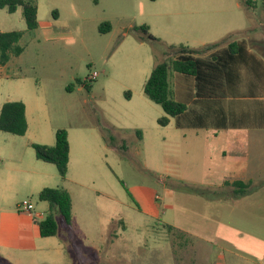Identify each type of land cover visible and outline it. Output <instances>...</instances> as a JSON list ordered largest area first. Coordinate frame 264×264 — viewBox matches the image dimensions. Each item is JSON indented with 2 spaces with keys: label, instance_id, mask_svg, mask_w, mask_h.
Segmentation results:
<instances>
[{
  "label": "rangeland",
  "instance_id": "rangeland-1",
  "mask_svg": "<svg viewBox=\"0 0 264 264\" xmlns=\"http://www.w3.org/2000/svg\"><path fill=\"white\" fill-rule=\"evenodd\" d=\"M25 1L37 7L32 32L21 7L12 14L0 10V33L22 34L17 44L22 53L0 66V109L10 101L27 106L23 136L0 131V225L17 222L37 241L61 243L63 252L57 257L55 250L40 253L23 246L16 258L20 264H173L171 243L188 239L176 240L161 227L156 197L162 194L159 174L172 168L168 159L176 154L177 136L173 124L162 127L148 117L146 127H134L130 117L143 102L158 119L164 116L143 87L155 64L168 59V46L197 49L241 32L231 40L264 57V0H252L256 6L248 11L239 0ZM106 23L110 30L101 33ZM142 25L158 42L137 40L134 28ZM169 79L173 86V74ZM58 129L67 132L71 173L86 176L92 170L107 195L68 184L72 223L67 226L54 214L57 234L42 239L35 222L46 218L49 205L37 195L66 185L54 166L36 159L28 139L54 141ZM26 201L33 205L31 215L24 213L28 216L18 208ZM2 233L0 228V238ZM223 242L243 255L253 242L256 259L264 250L258 240ZM4 260L0 255V264H9Z\"/></svg>",
  "mask_w": 264,
  "mask_h": 264
},
{
  "label": "crops",
  "instance_id": "crops-1",
  "mask_svg": "<svg viewBox=\"0 0 264 264\" xmlns=\"http://www.w3.org/2000/svg\"><path fill=\"white\" fill-rule=\"evenodd\" d=\"M240 34L231 35L238 37ZM234 41L242 42L230 40ZM226 52L224 45L209 51L203 58H209L210 53L225 58ZM225 66L226 69L220 71V78L202 88L204 93L213 92L215 97H196L194 78L173 73L174 98L187 105V112L181 127L175 125L174 119L167 125L174 126L176 154L168 159L172 168L159 174L162 194L156 197L161 206V223L173 227L188 239L186 243H171L173 264H195L199 259L202 264L264 262V250L257 259L253 257L256 250L253 242L248 245L250 256L227 247L224 242V245L219 244L230 239L258 240L264 244V57L247 49L244 61L237 59ZM21 102L25 105L27 122L26 102ZM142 104L139 113L130 117L134 127H146L148 117L157 123L156 110L145 102ZM41 139L33 136L28 143L46 146L55 143V139ZM114 150L118 148L114 147ZM69 165L70 160L63 189L69 194L72 207L73 197L68 184L107 195L105 189L100 190L92 170L86 176L73 174ZM8 179L11 181L10 175ZM236 181L250 188L243 196L233 198L231 184ZM188 188L204 194L188 191ZM7 221L0 225L3 232L0 255L4 261L20 264L14 252L23 246L40 253L55 250L57 257L62 254L61 243L37 241L20 231L19 223ZM26 236L31 239L23 242Z\"/></svg>",
  "mask_w": 264,
  "mask_h": 264
},
{
  "label": "trees",
  "instance_id": "trees-1",
  "mask_svg": "<svg viewBox=\"0 0 264 264\" xmlns=\"http://www.w3.org/2000/svg\"><path fill=\"white\" fill-rule=\"evenodd\" d=\"M154 1V0H151ZM240 4L248 11L256 6L252 0H239ZM18 7L22 8V15L25 21L26 30L29 32L37 28V7L32 1L25 0H0V10L5 9L8 13H14ZM264 6L260 3V8ZM110 30L109 24L100 26V32L106 33ZM137 33L139 42L151 41L158 42L149 33V28L145 25L134 28ZM20 32L0 33V66H5L9 62L11 56H19L22 48L18 46L21 38ZM234 35H228L220 41L208 45L201 49H190L186 46H168L167 57L165 61L157 62L152 69L144 87L143 93L152 103L158 105L164 112V116L157 120V124L165 127L169 124L170 119L175 120V125L181 127L184 124V118L187 112L185 103L175 100L174 93L170 84V75L177 73L184 77H193L195 80L196 97H215L213 92L202 91L203 86L210 84L214 79L221 77V69H226L229 63L239 60H245L247 49L242 42H230ZM226 45L225 58L217 54L210 53L203 58L205 54L218 47ZM236 59V60H235ZM76 84H80L76 80ZM215 85V83H214ZM73 85L67 87V91H71ZM27 130V122L25 118V105L20 101L5 102L0 109V131L14 136H23ZM139 135L140 133L137 132ZM105 141H106V137ZM112 140L107 138V140ZM35 157L46 164L55 167L61 180H65L69 162V142L67 132L64 129H58L55 132V143L53 146L40 144L31 145ZM126 190L124 184L122 183ZM232 197L238 198L249 191V186L245 183L236 181L231 184ZM188 191H203L195 189H187ZM129 195V194H128ZM39 201L47 202L49 212L46 218L36 222L39 237L48 238L57 234V224L54 214H59L67 226L71 225V208L72 202L69 194L64 189L59 188H43L37 195ZM161 227L167 230L168 234L181 240L183 235L173 227L161 223Z\"/></svg>",
  "mask_w": 264,
  "mask_h": 264
},
{
  "label": "built area",
  "instance_id": "built-area-1",
  "mask_svg": "<svg viewBox=\"0 0 264 264\" xmlns=\"http://www.w3.org/2000/svg\"><path fill=\"white\" fill-rule=\"evenodd\" d=\"M96 77H97V74L94 73L90 77V80H94ZM18 208L22 211V213L31 215L32 210H33V205L30 202L26 201V202H23L22 204H20Z\"/></svg>",
  "mask_w": 264,
  "mask_h": 264
}]
</instances>
